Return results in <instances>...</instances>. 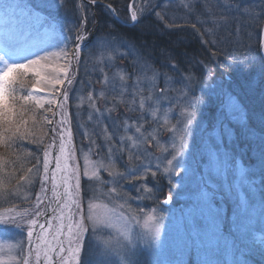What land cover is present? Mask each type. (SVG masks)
Masks as SVG:
<instances>
[{"label": "snow or ice", "instance_id": "6c2138e0", "mask_svg": "<svg viewBox=\"0 0 264 264\" xmlns=\"http://www.w3.org/2000/svg\"><path fill=\"white\" fill-rule=\"evenodd\" d=\"M100 4L102 0L80 3L78 22L67 31H57L55 17L51 11H45L64 7L65 0H44L35 7L24 0H0V146L6 149L0 155V205H11L0 208V232L20 237L7 244L0 240V264H113L112 258H116L115 264H139L144 249L151 264H161L163 225L154 223L149 227L147 222H141L144 216L156 221L157 209L146 213L143 208H133V203L157 198L156 191L147 187V178L155 181L158 173L169 185L166 198L158 201L163 205L173 200L174 192L184 186L185 179L199 173L197 191L187 214V228L193 237L200 234L197 218L203 222L204 235L210 236L217 230L222 212L220 199L228 193L236 194L237 219L257 212L264 219V131L258 132L249 125L247 110L228 89L217 93L220 103L211 133L200 122V112L208 101L194 94L195 75L182 76V105H173L168 95L170 89L158 85L155 69L147 64L145 67L152 75L145 73L143 79H132L135 73L113 64L111 67L118 73H124L116 82L100 68V80L96 82L100 89L95 90L88 81V88L93 90L76 94L78 89L74 85L83 86L85 81L78 80L75 70L92 58L94 49L107 47L86 30L87 5ZM102 6L114 13L111 5ZM90 14L95 24V13ZM130 19L137 21L135 11ZM108 27L115 31L112 25ZM54 37L59 39L52 45ZM50 47L57 50L49 51ZM21 54L23 62L12 58ZM259 55L264 61V52ZM53 60L63 63L45 75V69L53 68ZM29 74L33 78L30 90L26 95L18 94V85L22 86ZM163 77L161 73L159 78ZM207 79V86L212 87L214 77L209 74ZM116 83L120 84L118 88ZM142 83L150 84V88H141ZM109 89L116 94L110 96ZM126 96L131 99H125ZM73 99L75 105L70 103ZM99 101H104L103 109ZM108 104L113 107H107ZM121 104L127 105V112L138 111L139 115L118 125L114 120L105 123L112 120L111 113ZM84 108L91 124L87 129L79 119ZM177 108L178 117L174 115ZM36 112L43 113L42 120L38 121ZM37 123L46 126L48 132L41 130L38 136ZM113 127L125 134L117 135L110 130ZM237 127L243 139L253 142L256 164L240 168L235 184L229 181L227 185H217L206 180V174L229 177L237 161H243L247 145L240 149L239 156L229 147L237 141ZM198 131L202 134L203 149L199 159L195 151ZM163 132L169 134V139L161 148V155H148L147 145L158 146ZM141 143L145 147L138 155ZM22 145L25 150L21 157L18 150ZM31 146H35V153L27 151ZM25 161L31 167H26ZM118 161L124 164L125 171L118 170ZM125 184L133 185L135 197L125 189ZM37 187L39 190L33 191ZM18 198L28 202V206L13 203ZM252 247L264 253V241L254 242ZM234 264L249 261L245 257Z\"/></svg>", "mask_w": 264, "mask_h": 264}, {"label": "rangeland", "instance_id": "374dc122", "mask_svg": "<svg viewBox=\"0 0 264 264\" xmlns=\"http://www.w3.org/2000/svg\"><path fill=\"white\" fill-rule=\"evenodd\" d=\"M107 1L119 2L117 4V11L119 14L125 16L124 19L126 21H131V13L135 11L137 13L138 19L134 24L143 21L148 25V20L152 22V27L148 28V30L153 32L154 35L152 38L149 36H147L148 38H145L146 36L144 35H142V37L140 36L139 38H131L119 32L112 31L110 28L106 29L109 25L108 23L105 28L95 30V34H92V36L99 38V40L103 41L107 47H98L94 49L92 58L88 60L86 64L82 63L80 67L75 70L78 80L85 81L83 86L80 84L74 85V87L78 89L76 94L84 95L87 91L93 90L88 88V81L93 83L95 90L98 91L100 89L101 85L96 83L100 80V68H104L105 72L108 73L110 78L116 82L119 81V76L123 75L124 73H118L115 68L111 67L113 64L116 65L117 68H123L128 73H135L132 79H135L136 76H140L141 79H143L145 73L148 75V77H151L152 72L148 71V68L145 67V64H147L148 67L155 69L156 75L158 77V85L160 87L170 89L168 95L170 98H172L173 105L183 104L182 93L180 90L185 86V81L182 79V76L189 77L195 75L197 77L196 80L192 81L194 94L197 96H203L214 106L210 110L208 108L206 109L204 105L200 112L201 125L208 130V133H211L212 124L215 121L217 113V107L220 103V98L217 96V93H219L222 89H228L234 95L238 96L239 101L243 106L247 103V99L242 97L241 91V87L246 85L239 87L237 86L238 82H236L233 78L230 79L229 76H227L228 78L225 76H216L213 72V69H216L215 65L220 66V61L225 57L227 45L230 44L229 35H226L225 32L232 27V23L234 21L223 18L222 16L226 15L225 13H227L230 18L232 15L235 17L234 11L232 9L233 4L238 3V5H243V3H246V0H133L134 2L130 7V1L128 0ZM260 1L262 0H248V2L255 5L258 2L260 3ZM24 2L30 3L35 7L42 4L44 0H24ZM79 4V0H65L64 7H60L55 10H46L45 14H47L48 11L52 12V15L55 17L57 31H59L61 28L67 31L72 25L78 22L79 12L77 10V6ZM152 5H155L156 7L153 8ZM87 9L89 13L87 15L88 18V16L91 17L90 13L95 10V6L87 5ZM250 9L251 7L248 9V13ZM223 10L226 11L223 12ZM240 10L245 11V8L240 7ZM103 11L106 19H109V14L104 9ZM157 13H159V16ZM161 16L163 19H160ZM109 21L111 22L110 19ZM153 21L155 22L156 26ZM158 21L163 22L169 30H175L177 33L174 35L178 38L186 37V31L188 30L192 34H196V36H198L202 41L200 44V47H202L200 48V53L204 64L202 63V65L198 66L192 65L191 70L189 63H193L194 59H192V57L189 58L183 54L184 56H179L181 59L180 60L177 56L173 55L172 57H175L178 62L172 57H169V53H167V51L164 49V46L158 44L161 42V37L159 35L163 32V30H159L157 28ZM225 21L228 22L224 23ZM244 25L247 26V32L243 33V35L246 36V39L251 38L252 27L255 29L256 36H260L262 33V29L258 32V26H256L259 25L258 17L256 20L247 17V21L245 20ZM86 30L88 31V29ZM183 30H185L184 33L182 32ZM69 35H71V33H69ZM58 39L59 37H54L50 43L55 45ZM166 39L165 41H167ZM149 40L154 41V44L151 47L150 44L147 43ZM169 40H173V36ZM219 41L223 42V46L217 45ZM155 42H158V45ZM85 43L88 42L86 41ZM247 45L250 47L249 44ZM84 51H87V49H84ZM121 52L125 53V55L121 56ZM212 52H214L213 55ZM218 52H223V56L219 55ZM19 58L22 57L19 56ZM211 59L215 65L209 68L207 65V60ZM225 59H228V57ZM23 60L24 58L18 61L23 62ZM62 63V61L54 60L52 62V72L54 71L56 65ZM51 69H47V71H51ZM161 73L164 74L163 78H159ZM209 74L214 77L212 87L207 86L209 83L207 79ZM32 79L33 78L31 74H29L25 79V83L22 86L18 85V94H27V91L30 90V81ZM165 81L170 82L166 83ZM127 83L131 85L132 81L128 80ZM119 86V83L115 84L116 88ZM140 87L147 90L150 88V84L142 83ZM203 89L209 91V93H212L213 96L211 97L209 95L202 94ZM61 91H63V86L61 87ZM129 91H131V88H129ZM115 94L116 93L112 89H109L110 96ZM125 99L130 100L131 97L126 96ZM70 103L75 105L76 101L73 99L70 100ZM99 106L103 109L105 106L104 101H99ZM45 107L47 108L48 105H45ZM107 107L111 108L113 105L108 104ZM73 111H75V109H73ZM35 114L37 115L38 121L42 120L43 113L36 112ZM138 115V111L127 112V105L121 104L111 113L112 120H106L105 123L111 124L114 120L115 124L118 125L122 120L127 119L128 117L134 118ZM174 115L178 117V108L175 109ZM87 116V108L82 109L79 119L80 122L84 124L86 129L91 128V124L88 122ZM252 116H255V114H252ZM146 119L150 121L151 118L146 117ZM132 122L133 120H129V123ZM251 122L252 124H255L254 117H252ZM248 123L250 125L249 119ZM75 126L76 118L74 117L73 130L76 132ZM28 127L30 129L32 128L31 122L29 123ZM145 127H147V125H145ZM35 130L38 136L41 134V130L45 133L48 132V128L41 123H37ZM110 130L115 131L117 135L125 134L123 131H120L115 127ZM148 131H151V129L149 128ZM257 131L259 132V130ZM127 134L131 135L133 133ZM201 136L202 134L198 131L195 149L197 159H199V154L203 150L201 147ZM77 139L79 140L78 133ZM168 139L169 134L167 132L161 133V143L158 146L154 144L147 145L148 149H150L148 155L160 156L161 148L164 147ZM24 145H27V141L24 142ZM24 145H22L21 149L18 150V154L21 157L23 156V152L25 150ZM246 145L247 148L243 153V161H237V164L233 167L232 173L229 177L221 178L215 176V174H206L205 179L216 183L217 185H227L229 181L235 184L237 182L236 174L238 173L239 169L251 168L257 162L255 153L253 151V142L243 139L240 135V129L237 127V141L235 143H230L229 147L234 148L235 152L239 156L240 149L245 148ZM144 147L145 145L143 143L139 145L137 149L138 155L143 152ZM27 151L35 153V146L28 147ZM5 152L6 149L3 146H0V155L5 154ZM36 154L39 155V153ZM141 159H144L143 155H141ZM25 165L26 167H31V163H28L27 161H25ZM118 165L119 171H125V167L122 162L118 161ZM8 171H11V169H8ZM153 171H155V168H153ZM181 175L183 176V174ZM197 176H199V173L188 179H185L184 186L174 192L173 200L167 207L158 203V201L166 198V195L164 194L168 193L169 191L167 180L160 173L157 174L155 181L151 177H148L147 187L156 191L157 198L143 199L139 202L133 203L134 209L143 208L146 213L150 212L152 208L157 209V212L155 213L157 217L156 221L147 220V216H144L141 217V222H147L149 227H151L154 223H161L163 225L162 249L160 254L161 264H234V261L245 257L248 259L249 264H264V253H262L258 247H252L254 242L259 243L264 241V219L259 216L258 212L253 213L248 217L237 219L235 215V203L237 197L234 192L228 193L227 196L220 199L222 212L218 217L217 230L210 236L204 235L202 227L203 222L197 218L196 227L199 229L200 234L193 237L191 230L187 228V214L188 209L192 205L193 196L197 191ZM176 182L177 181H173V183ZM125 189L133 197L137 195L133 185L125 184ZM38 190L39 189L37 187L33 191ZM256 198L258 200V197ZM13 203L19 207L28 206V202H25L19 198L15 199ZM9 206L11 205H0V208ZM237 225H239V227ZM19 238L20 237H18L15 233L0 232V240H3L6 244ZM112 259L113 264H115L116 258ZM139 264H151V257L148 254L147 249L142 250L139 256Z\"/></svg>", "mask_w": 264, "mask_h": 264}, {"label": "trees", "instance_id": "16d2710c", "mask_svg": "<svg viewBox=\"0 0 264 264\" xmlns=\"http://www.w3.org/2000/svg\"><path fill=\"white\" fill-rule=\"evenodd\" d=\"M237 6L238 3H235L233 7L231 6L235 17L232 15L231 19L227 13L222 16L223 18L234 21L232 23V27L229 28L228 31H224L226 35H229L230 44L227 45L225 57L220 61V66H218L219 73L222 77L224 76V73L229 74L240 84L239 85L237 83V86L239 87L246 85L241 87V91L242 97L247 99V103L244 107L248 112V116H250L248 117L250 125L256 130L264 131V62L261 60L259 55V53H261L260 36H256L254 27L251 29V38L246 39V36L243 35L244 32H247V26L244 25L245 20L247 21V17L255 20L258 17L259 25L256 26H258V32L261 31L264 24V0L260 1V3L258 2L256 5L251 4L248 0H246V3L239 5V10H236ZM240 7H244L245 11L240 10ZM249 7H251V9L248 13ZM103 9L104 8L101 5H97L95 11H92L95 13V24L93 23L92 16H88V23L89 25L93 24V29L99 30L100 28H105L108 23L114 27L115 31L123 33L125 36L134 38L133 27H123L111 15L109 18L111 20L110 22L109 19H106L104 16ZM225 11L226 10H223V12ZM227 22L228 21H225L224 23ZM108 28L109 27L107 26L106 29ZM188 38L189 42L193 43L191 44L193 47L199 46L200 42L198 38H191V36H188ZM247 44H249L250 47ZM217 45L223 46V42L219 41ZM229 52L234 53L231 54ZM218 53L223 56V52ZM213 54L214 52H212V55ZM227 57L228 59H225ZM207 62L208 64H212L213 60H207ZM252 114H255V116H252ZM252 117L255 118V124H252L251 122Z\"/></svg>", "mask_w": 264, "mask_h": 264}, {"label": "flooded vegetation", "instance_id": "af4514ba", "mask_svg": "<svg viewBox=\"0 0 264 264\" xmlns=\"http://www.w3.org/2000/svg\"><path fill=\"white\" fill-rule=\"evenodd\" d=\"M131 1V0H130ZM110 3V2H109ZM114 3V4H113ZM113 3H110V4H112L114 7H115V9H116V11H117V7H118V3L119 2H113ZM96 7V6H95ZM117 13H119L118 11H117ZM109 18H110V16H108ZM121 17V19L123 20V22H128V23H130V25H126V24H122V23H120L123 27L125 26V27H133L134 28V32H133V37L134 38H139L140 36L142 37V35H144V36H146L145 38H148L147 36H149V37H153V35H154V33L153 32H150L149 30H148V28H151L152 26V22H150L149 20H148V25L147 24H145L143 21H141V22H138L137 24H134V23H136V22H132V21H126L125 19H124V17L125 16H120ZM153 19V18H152ZM154 22V21H153ZM157 22V21H156ZM154 24H155V22H154ZM155 26H156V24H155ZM157 28L159 29V30H163V32H162V34H160L159 36L161 37V42H155L156 44L158 43V44H160L161 46H164V49L167 51V53H169V57H172L173 55L174 56H177L178 58H179V56H181V55H185V56H188L189 58L190 57H192V59H194V61H193V63H189V65L191 66V70H192V65L193 66H198V65H202V63H203V60H202V57H201V53H200V48H202V47H200V44H199V46H196V47H193V45H191V44H193L192 42H189V38H188V36H191V38H198V36H196V34H192L189 30L188 31H186V37H182V38H178V37H176L175 35H176V31L174 30V31H171V30H169L167 27H166V25L163 23V22H160V21H158V26H157ZM115 32H117V31H115ZM183 33L185 32V30H183L182 31ZM121 34H123V33H121ZM175 34V35H174ZM172 36H173V40H169V39H171L172 38ZM166 38H168V39H166ZM165 39L167 40V41H165ZM187 41H188V43H187ZM148 44H150V47L154 44V41H152V40H149L148 42H147ZM187 43V44H186ZM190 43V44H189ZM157 44V45H158ZM183 55V56H184ZM173 59H175L176 60V58L175 57H172ZM180 59V58H179ZM181 60V59H180ZM191 60V59H190ZM177 61V60H176ZM178 62V61H177ZM179 63H181V62H179ZM204 64V63H203ZM186 65V64H185ZM215 64H213L212 66H214ZM205 67V66H204ZM203 67V68H204ZM215 67H216V69H213V72H214V74L216 75V76H218L219 75V68H218V66L217 65H215ZM202 94H205V95H209V96H213L212 95V93H209V91H207V90H205V89H203V93ZM212 107H214L213 106V104L211 103V102H208L206 105H205V108L207 109H212ZM164 195H167V193H165Z\"/></svg>", "mask_w": 264, "mask_h": 264}, {"label": "bare ground", "instance_id": "6f19581e", "mask_svg": "<svg viewBox=\"0 0 264 264\" xmlns=\"http://www.w3.org/2000/svg\"><path fill=\"white\" fill-rule=\"evenodd\" d=\"M230 49H232V48H230ZM55 50H57V49H55L54 47H50L49 48V51H55ZM233 50V49H232ZM229 53H231V54H233L234 52H229ZM19 56H21L22 58H24V55L23 54H21V55H19ZM54 61V60H53ZM52 61V62H53ZM52 72V69H51V71H47V69H45V71H44V74L45 75H47V74H49V73H51ZM37 95H43V93H36Z\"/></svg>", "mask_w": 264, "mask_h": 264}, {"label": "water", "instance_id": "95a60500", "mask_svg": "<svg viewBox=\"0 0 264 264\" xmlns=\"http://www.w3.org/2000/svg\"><path fill=\"white\" fill-rule=\"evenodd\" d=\"M84 1H86V0H84ZM112 9L114 10L113 7H112ZM115 15H117V14L115 13ZM119 20L121 21L120 18H119ZM261 45H262V52H264V26H263V31H262V34H261ZM167 205H169V204H167ZM167 205H165V206H167Z\"/></svg>", "mask_w": 264, "mask_h": 264}]
</instances>
